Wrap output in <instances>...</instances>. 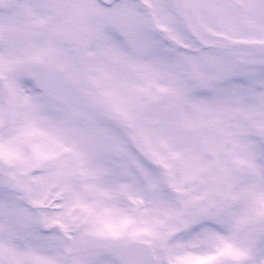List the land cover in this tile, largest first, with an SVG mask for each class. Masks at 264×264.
<instances>
[{
	"label": "snow or ice",
	"instance_id": "obj_1",
	"mask_svg": "<svg viewBox=\"0 0 264 264\" xmlns=\"http://www.w3.org/2000/svg\"><path fill=\"white\" fill-rule=\"evenodd\" d=\"M0 264H264V0H0Z\"/></svg>",
	"mask_w": 264,
	"mask_h": 264
}]
</instances>
